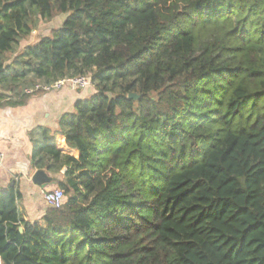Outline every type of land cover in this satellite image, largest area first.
Here are the masks:
<instances>
[{"label":"trees","instance_id":"1","mask_svg":"<svg viewBox=\"0 0 264 264\" xmlns=\"http://www.w3.org/2000/svg\"><path fill=\"white\" fill-rule=\"evenodd\" d=\"M80 75L29 132L64 202L0 187V264H264V0H0V106Z\"/></svg>","mask_w":264,"mask_h":264},{"label":"crops","instance_id":"2","mask_svg":"<svg viewBox=\"0 0 264 264\" xmlns=\"http://www.w3.org/2000/svg\"><path fill=\"white\" fill-rule=\"evenodd\" d=\"M93 92L92 86L80 90L64 88L36 94L25 105L0 106V152L5 155L4 164L0 167V187L7 186L13 177L18 179L21 206L28 218L35 219L44 214L47 205L42 198V190L54 188L53 184L43 188L32 181L37 170L31 163L33 144L29 132L38 126L57 129L60 116L73 111L78 99Z\"/></svg>","mask_w":264,"mask_h":264},{"label":"built area","instance_id":"3","mask_svg":"<svg viewBox=\"0 0 264 264\" xmlns=\"http://www.w3.org/2000/svg\"><path fill=\"white\" fill-rule=\"evenodd\" d=\"M91 80L87 76H73L60 79L52 84H42L38 83L34 87L27 88L26 93H34L37 91H43L45 93L62 90L64 88H71L74 90L86 89L90 87ZM4 153L0 152V167L4 164ZM42 198L46 205L59 208L64 202V191L60 188H55L52 190H42Z\"/></svg>","mask_w":264,"mask_h":264},{"label":"rangeland","instance_id":"4","mask_svg":"<svg viewBox=\"0 0 264 264\" xmlns=\"http://www.w3.org/2000/svg\"><path fill=\"white\" fill-rule=\"evenodd\" d=\"M66 16H67L66 14H62V15L57 16L52 21L41 22L37 26V28L32 32L31 36L28 39L22 41L20 49H22L23 47H25L28 44L36 43L43 36L50 35L52 33L53 29L62 25ZM52 189H55V188H51V190Z\"/></svg>","mask_w":264,"mask_h":264},{"label":"water","instance_id":"5","mask_svg":"<svg viewBox=\"0 0 264 264\" xmlns=\"http://www.w3.org/2000/svg\"><path fill=\"white\" fill-rule=\"evenodd\" d=\"M130 97L138 98L139 96L135 93H132ZM32 181L43 188L55 183L53 177H51L45 170H37L32 176Z\"/></svg>","mask_w":264,"mask_h":264}]
</instances>
